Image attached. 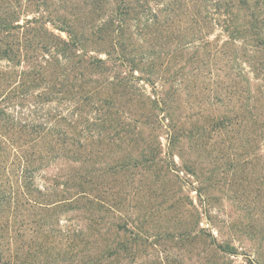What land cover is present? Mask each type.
I'll list each match as a JSON object with an SVG mask.
<instances>
[{
  "label": "rangeland",
  "instance_id": "374dc122",
  "mask_svg": "<svg viewBox=\"0 0 264 264\" xmlns=\"http://www.w3.org/2000/svg\"><path fill=\"white\" fill-rule=\"evenodd\" d=\"M47 2L80 32L109 16L105 8L92 21L89 0ZM139 2L147 12L127 22L123 42L144 73L119 83L115 75L129 65L110 63L99 99L113 116L89 129L102 139L85 141L74 156L60 154L53 118L69 116L73 104L55 102L25 103L14 117L26 127L0 137V264H62L66 251H59L69 241L60 240L59 230L77 228L85 232L82 257H96L124 223L146 246L137 248L134 263L117 257L107 264H264V51L248 38L230 37L222 13L205 9L211 0H178L175 14L159 17L156 26L155 3ZM238 15L248 21L247 10ZM97 108L88 113L92 122ZM167 115L175 129L168 130ZM19 130L28 166L11 141ZM174 130L177 140L169 143ZM116 132L120 137L110 139ZM67 173L85 175L86 199L60 209L57 181ZM226 246L231 254L221 251Z\"/></svg>",
  "mask_w": 264,
  "mask_h": 264
},
{
  "label": "trees",
  "instance_id": "16d2710c",
  "mask_svg": "<svg viewBox=\"0 0 264 264\" xmlns=\"http://www.w3.org/2000/svg\"><path fill=\"white\" fill-rule=\"evenodd\" d=\"M152 1L157 8L152 11V15L150 14L152 26L158 25L159 17L168 20L175 14L174 8L178 6V0H167L165 5L160 3L165 0ZM250 1L253 5L246 0L238 2L211 0L210 5L209 2H205V9L212 6L217 14L222 13L225 31L230 37L238 35L242 39L248 38L264 51V3H258L259 0ZM11 2L12 0H0V137L7 133L10 127L19 126L22 129L26 127V123L22 124L20 119L18 121V118L14 117L25 107V103L29 105L36 103L38 107L54 102L60 106L73 104L72 109L68 111L69 116L55 114L53 128L59 153L61 154L63 150L62 152L68 154L72 150L74 156L82 150L85 141L94 137L99 140L103 138L100 131L98 134H90V126L95 127L98 124L102 126L103 123L108 122L107 118L113 116L104 108L106 102L99 99L103 89L100 80L110 75L113 70V65L110 63L129 65L124 75L122 73L115 75L114 78L119 83L134 77L133 73L137 70L144 73L131 58L132 53L130 54L124 46L123 38L129 30L127 22L133 21L132 17L145 14L147 4L140 3L139 0H89L88 8L93 14L92 21L99 17L98 15H101L105 8H108L109 16L95 26L92 24V29L80 32L75 29L76 26L72 21L60 17L56 9L51 10L47 0H28L23 5L18 4L17 1L14 5ZM35 4L37 10L29 12L32 11L31 6ZM241 10L249 12L247 22H241L238 18ZM25 13L36 16L25 19L23 16ZM192 23L196 24V21H191L189 25ZM146 27L148 25L144 28ZM61 34H64L65 38ZM190 38L193 40L194 36L191 35ZM108 41L107 48H103L102 46ZM100 55H104L105 58H101ZM154 66L153 62L150 63V69ZM96 105L98 118L92 122L88 118V113H91ZM46 116V113H43V118L39 117L42 122H40L41 128L47 124ZM167 116L168 130L175 129L172 126V119ZM21 133L22 131L19 130L15 134L16 140L13 138L11 141L15 144L14 148L20 150V162L28 166L31 163L26 157L29 151L26 152L19 144L18 136H21ZM116 134L118 132L109 138H119L120 136H115ZM169 137V143L177 140L175 130ZM57 184L61 188L59 193L61 198V194L74 191L72 200L75 199L72 204L67 205L72 200L60 198L58 208L71 207L86 199L85 175L67 173L58 178ZM114 232V239L107 245L105 253L96 257L86 256L84 259L82 254L85 255L87 246L84 230L77 228L71 233L59 230L60 240L69 241L64 250L60 248V253L66 251L60 262L107 264L106 261L109 259L124 257L134 263L137 259V248L141 245L146 246L147 240L138 234L135 228H128L126 223L117 225ZM221 251L232 253L229 246L222 248Z\"/></svg>",
  "mask_w": 264,
  "mask_h": 264
}]
</instances>
